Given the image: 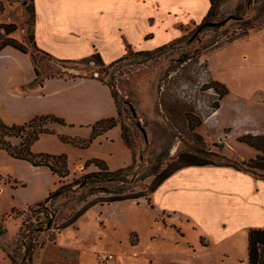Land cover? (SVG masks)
Here are the masks:
<instances>
[{
    "label": "crops",
    "instance_id": "obj_1",
    "mask_svg": "<svg viewBox=\"0 0 264 264\" xmlns=\"http://www.w3.org/2000/svg\"><path fill=\"white\" fill-rule=\"evenodd\" d=\"M210 7V0H34V43L60 61L99 54L109 66L129 51L152 52L183 37L182 27L201 24ZM7 12L8 7L0 24H12L6 19ZM11 38L23 42L22 35ZM207 66L211 80L228 89L208 123L224 112L228 120H216L212 125L219 129L215 138L212 132L210 136L202 132L206 123L197 132L209 142L231 138L237 145H246L239 142L241 137L264 136V28L212 50ZM35 78L30 54L10 46L0 50V120L6 125L23 126L38 118L54 117L70 126L67 135L87 140L97 122L118 118L109 86L97 79L46 78L42 86L27 89ZM57 124L47 129L58 131ZM47 137L57 139L53 134L41 135L32 152H65L76 168L100 160L117 171L133 162L120 124L99 135L88 148H70L58 141L63 147L60 152L40 149L38 144ZM256 155L257 151L249 159ZM94 170L91 166L88 171ZM152 203L166 228L183 237V227L197 231L203 251L221 248L222 264L239 250L243 252L240 263L249 264V232L264 230V181L231 167L184 168L157 189ZM57 262L54 259L52 264ZM0 264H12L1 248Z\"/></svg>",
    "mask_w": 264,
    "mask_h": 264
},
{
    "label": "rangeland",
    "instance_id": "obj_2",
    "mask_svg": "<svg viewBox=\"0 0 264 264\" xmlns=\"http://www.w3.org/2000/svg\"><path fill=\"white\" fill-rule=\"evenodd\" d=\"M0 1L4 11L8 7L6 19L16 25L15 34L18 37L22 35V43L32 51L28 41L32 20L26 9L31 1ZM263 1L223 0L219 16L224 20L230 19H227V24L220 30H206L188 44L198 25L184 26L182 29L185 38L181 43L151 56L131 52L126 60L109 70L94 64L61 63L34 52L36 65L43 76L67 78L93 75L114 85L121 100L117 123L123 126L127 144L136 158L143 157L145 161L137 177L148 167L146 161H152V157L160 153H167L168 160L177 158L180 153L189 152L217 164L230 161L242 163V159H249L255 154V149L237 145L231 138L228 141L209 142L197 132L206 123L202 132L207 136L212 132L215 138L213 134H217L219 129H213L212 125L216 120L224 123L228 120V113L224 112L208 123L215 112L214 105L218 95L209 88L213 82L207 66L211 51L205 47L212 40L221 42L242 32L246 16L253 17ZM200 61L205 62L209 73L210 84L204 86L200 80ZM52 123L49 120L37 121L25 131L24 136L32 134L38 127L47 129ZM57 125L56 128L60 131H52L57 139L45 138L38 144L40 149L60 152L62 145L80 147L74 143L85 141L67 135L71 133L70 126ZM143 132L146 133L147 140ZM20 139L7 138L12 146H18ZM58 141L63 144H58ZM206 152H213L218 156H209ZM64 153L61 155L67 156L70 171L66 182L86 174L83 172L84 167L71 166V158ZM258 154L260 153L257 151ZM165 167L166 165L162 169ZM151 181L152 178H149L141 184L149 186ZM58 186V177L50 170L33 168L28 162L15 160L6 151L0 150V223L4 222L8 228L7 237L2 240L5 246L10 250L16 249V240L22 232L24 222L28 223V219H32L36 223L38 214L31 213L28 207L43 201ZM93 198H89V201ZM68 203L67 200H61L59 205L67 206ZM13 209L17 212L11 214ZM5 216L7 218L4 221ZM160 218L162 217L157 209L151 208L144 201L95 206L75 226L60 232L56 244L47 241L48 235L42 236L40 240H46V244L36 253L35 261L37 264H52L56 259L59 262L57 264H99V258L114 254L118 264H222L219 254L221 248L212 247L203 251L197 231L183 227V232L186 233L183 237L175 229L166 228ZM190 246L196 251L193 252ZM134 253L138 255L135 256ZM242 257V250L234 251L224 264H241Z\"/></svg>",
    "mask_w": 264,
    "mask_h": 264
},
{
    "label": "trees",
    "instance_id": "obj_3",
    "mask_svg": "<svg viewBox=\"0 0 264 264\" xmlns=\"http://www.w3.org/2000/svg\"><path fill=\"white\" fill-rule=\"evenodd\" d=\"M30 1L31 5H27L26 9L30 12L32 20L31 33L28 36V41L31 43L32 51H30L28 46L24 43L11 38L17 30L16 25L0 24V50L10 46L24 54H30L31 56L35 66L36 78L34 82L27 87V89L42 86L46 78H55L54 76L41 75L36 65L34 52L41 53L53 60H57L44 51L39 50L34 43L36 14L34 0ZM210 3L211 7L207 16L201 24L198 25L193 37L187 42L188 44H191L194 40H196L204 31L209 29L217 31L227 24L226 23L221 27L207 26L210 23L224 21V18L219 16V8L222 5L223 0H210ZM258 7L259 8H257L258 10L256 9L257 11L255 10L256 12L253 17H250L249 15L246 16L247 20L244 23L245 25L242 28V32L233 34L232 36L227 37V40L221 42L219 40H212L209 46L205 47V49H209L210 51L215 50L247 36L253 30L263 29L264 1L261 2ZM3 11L4 8L2 1H0V16L3 14ZM184 38L185 37L178 38L170 44L162 46L152 52H140V54L151 56L155 52L162 51L163 49L181 43ZM129 53H131V51L128 52V55ZM128 55L121 61L115 62L109 66L105 65L99 54H94L79 61H57L61 63L82 65L94 64L109 70L116 64L126 60ZM67 78L97 79L109 86L117 107L118 116L120 115L119 102L121 100L119 99V93L113 84L106 82L103 78H96L93 75H79ZM209 88H212L218 95V99L214 105V111H216L220 107V101L228 94V89L224 85L217 82H212V85ZM41 120H49L53 123L65 125L63 120L54 117L38 118L23 126H8L0 120V150L6 151L8 155L15 160L28 162L34 168H47L54 176L58 177L59 185L54 191L50 192L48 197H46L43 201L28 207V210L31 213L38 214L35 218L36 223H33L32 219L27 218L28 223L25 221L23 224L22 232L19 233V237L16 240L18 241V244L15 250H10L9 247L5 246L2 242V240L7 237L8 228L4 222L0 223V248L7 255L12 264H37L35 261L36 253L43 249L46 244V240H40L42 236L48 235L47 241L55 243L60 232L75 226L78 220L95 206L113 205L127 201L139 202L141 200H146L147 204L150 205L151 208H154L152 203L153 194L168 178L184 168L204 166L231 167L237 171L249 174L255 179L264 181V136L248 135L239 138V142L254 148L260 154H258L255 158L245 160L242 163L230 161L224 164H217L210 159L207 160L200 158L194 153L189 152L180 153L177 158L168 160L169 155L167 153H160L158 155H154L152 157V161H146L148 167L145 168V171L141 176L137 177L139 169L145 161H143V157L137 159L136 155L132 152L133 162L127 167L121 168L117 171H111L105 162L100 160H91L87 161L84 165L83 172L86 174L82 175L78 179L72 180L71 182H66V179L70 175L69 163L66 155L34 154L31 150L32 146L39 140L41 135L53 134V132L48 129L38 127V129H34L32 134L24 136V133L28 128H32L37 121ZM117 125V118L101 120L93 126V134L90 139L79 143L75 142L74 144L79 145L81 148H87L95 138ZM122 129L123 138L127 143L123 126ZM143 134L147 140L146 133L143 132ZM10 137L21 138L20 144L18 146H12L7 140V138ZM62 140H64V138H62ZM129 148L131 149V147ZM207 154H209V156H218L213 152H208ZM164 165H166V167L162 169ZM91 166L95 170L93 172H88ZM149 178H152L149 186L141 184L142 181H146ZM91 197L94 198L89 201V198ZM61 200L69 201L68 205H59ZM16 212L17 210L13 209L11 214ZM6 218L7 217L5 216L3 220L5 221ZM248 251L249 264H264V230L255 229L249 232Z\"/></svg>",
    "mask_w": 264,
    "mask_h": 264
},
{
    "label": "built area",
    "instance_id": "obj_4",
    "mask_svg": "<svg viewBox=\"0 0 264 264\" xmlns=\"http://www.w3.org/2000/svg\"><path fill=\"white\" fill-rule=\"evenodd\" d=\"M200 67H201V72L200 73V80L202 81V85H208L210 84L209 81V73L208 70L205 66V62L204 61H200L199 63ZM212 91H214L213 89H211ZM215 93V92H213ZM135 256H137V253H134ZM99 264H118V259L114 254H107L106 256H104L103 258H99Z\"/></svg>",
    "mask_w": 264,
    "mask_h": 264
},
{
    "label": "water",
    "instance_id": "obj_5",
    "mask_svg": "<svg viewBox=\"0 0 264 264\" xmlns=\"http://www.w3.org/2000/svg\"><path fill=\"white\" fill-rule=\"evenodd\" d=\"M227 22H228V20H224V21L217 22V23H210L207 26L208 27H221V26L225 25Z\"/></svg>",
    "mask_w": 264,
    "mask_h": 264
}]
</instances>
